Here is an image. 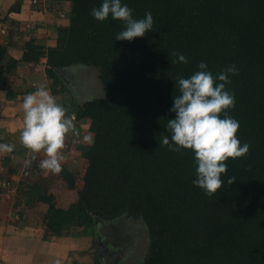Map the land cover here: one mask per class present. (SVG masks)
Here are the masks:
<instances>
[{"label": "trees", "instance_id": "1", "mask_svg": "<svg viewBox=\"0 0 264 264\" xmlns=\"http://www.w3.org/2000/svg\"><path fill=\"white\" fill-rule=\"evenodd\" d=\"M67 1L69 22L57 28L54 46L31 38L16 60L0 45L1 85L19 62L44 57L53 93L65 88L59 69L74 64L97 67L106 91L67 108L88 118L93 134L78 145L86 167L76 200L56 206L39 185L31 187V197L48 205L46 229L57 236L73 227L91 236L104 229L107 236L114 223L136 215L149 233L141 264H264V0H123L135 18L146 11L154 18L153 30L131 41L115 40L122 21L90 15L101 0ZM177 52L188 63H171ZM201 60L213 74L237 67L227 111L239 121L241 143L250 145L226 161L225 182L211 196L192 184V151L159 144L174 116V80L190 76ZM227 176L235 181L228 184Z\"/></svg>", "mask_w": 264, "mask_h": 264}, {"label": "crops", "instance_id": "2", "mask_svg": "<svg viewBox=\"0 0 264 264\" xmlns=\"http://www.w3.org/2000/svg\"><path fill=\"white\" fill-rule=\"evenodd\" d=\"M69 12L67 0H47L40 6L32 5L30 0H0V45L16 60L21 59L23 45L31 38L54 46L57 28L68 24ZM45 67L44 57L37 62H19L7 75L5 84H0V142L15 145L13 152L0 153V182H9V188L0 184V264H76L95 260L86 242L88 233L81 227H73L65 235L52 234L44 223L47 203L37 199V195L31 197V187L37 184L41 195L52 198L56 206L66 207L74 202L81 184L74 179L79 172L77 161H86L78 145L88 144L93 138L89 131L90 120L76 116L72 119L71 114L75 113L67 110L74 130L65 137V146L61 149L64 160L59 173L41 169L40 161L46 158L43 150L33 156L20 142L22 97L36 87H47L66 109L72 101L82 103L94 97H87L85 93L79 95L64 79V73L76 64L59 69L65 88L56 93L51 91ZM85 136L91 140H85ZM26 162H32L34 169L22 176L21 169Z\"/></svg>", "mask_w": 264, "mask_h": 264}, {"label": "clouds", "instance_id": "3", "mask_svg": "<svg viewBox=\"0 0 264 264\" xmlns=\"http://www.w3.org/2000/svg\"><path fill=\"white\" fill-rule=\"evenodd\" d=\"M132 13L133 9L123 0H101L99 7L91 9L90 15L99 21L109 17L122 21L124 27L115 34V40L131 41L152 31L154 26L150 11L142 18H135ZM174 56L171 63H188L182 52L174 53ZM196 67L190 76L180 75L174 80L179 89L169 108L174 116L168 119V134L162 136L159 144L174 151L190 149L195 165L192 184L211 196L225 182L222 174L228 170L226 161L246 155L250 145L241 143L236 135L239 121L227 111L235 104V96L227 85L229 74L238 72L237 67L229 65L216 74L203 60ZM22 110L20 142L32 151L33 156L43 150L46 158L40 161L41 169L59 173L64 160L61 149L65 146V137L74 130L67 109L41 85L22 97ZM84 139L90 141L91 137ZM14 148V144L0 142V153H11ZM234 181L235 177L227 176L228 184Z\"/></svg>", "mask_w": 264, "mask_h": 264}, {"label": "rangeland", "instance_id": "4", "mask_svg": "<svg viewBox=\"0 0 264 264\" xmlns=\"http://www.w3.org/2000/svg\"><path fill=\"white\" fill-rule=\"evenodd\" d=\"M72 68L64 73V79L70 87L74 88L75 92L79 95L85 93L87 97H102L106 94L98 77L97 67L76 64V67ZM76 166L79 172L74 179L77 178L81 183L86 161L78 160ZM116 223H114L116 227L113 225L112 229H107V236L106 233L104 234L105 230L102 229V240L108 245L107 251L102 254L103 260L107 264H141L149 252V233L144 221L139 216L132 215L126 217L123 222ZM94 237L95 235L89 234L86 241L89 242L92 259L99 257Z\"/></svg>", "mask_w": 264, "mask_h": 264}, {"label": "built area", "instance_id": "5", "mask_svg": "<svg viewBox=\"0 0 264 264\" xmlns=\"http://www.w3.org/2000/svg\"><path fill=\"white\" fill-rule=\"evenodd\" d=\"M47 0H30L31 4L32 5H35V6H40V5H43L44 2H46ZM60 16H63V13H60L59 14ZM71 117L72 119H75V115L74 114H71ZM34 169V164L32 162H26L25 165L23 166V168L21 169V175L22 176H26L28 175V173L30 172V170H33ZM1 186L3 187H6V188H9V182H0Z\"/></svg>", "mask_w": 264, "mask_h": 264}, {"label": "water", "instance_id": "6", "mask_svg": "<svg viewBox=\"0 0 264 264\" xmlns=\"http://www.w3.org/2000/svg\"><path fill=\"white\" fill-rule=\"evenodd\" d=\"M97 222V220H96ZM101 235L99 232L95 233V243H96V248H97V251H98V254H99V257L101 258L103 264H106L104 261H103V252L105 253L106 251V248H105V243L104 241L101 239Z\"/></svg>", "mask_w": 264, "mask_h": 264}, {"label": "flooded vegetation", "instance_id": "7", "mask_svg": "<svg viewBox=\"0 0 264 264\" xmlns=\"http://www.w3.org/2000/svg\"><path fill=\"white\" fill-rule=\"evenodd\" d=\"M102 239V238H101ZM106 246H105V248H106V251H107V248H108V245L107 244H105ZM104 261V260H103ZM105 262V261H104ZM106 263V262H105ZM107 264V263H106Z\"/></svg>", "mask_w": 264, "mask_h": 264}]
</instances>
